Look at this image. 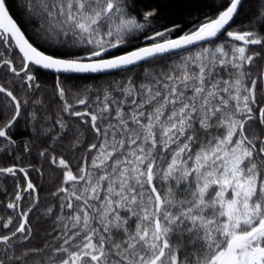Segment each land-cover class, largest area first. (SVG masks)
<instances>
[{"label":"snow or ice","instance_id":"6c2138e0","mask_svg":"<svg viewBox=\"0 0 264 264\" xmlns=\"http://www.w3.org/2000/svg\"><path fill=\"white\" fill-rule=\"evenodd\" d=\"M0 197V264H264V0H0Z\"/></svg>","mask_w":264,"mask_h":264},{"label":"trees","instance_id":"16d2710c","mask_svg":"<svg viewBox=\"0 0 264 264\" xmlns=\"http://www.w3.org/2000/svg\"><path fill=\"white\" fill-rule=\"evenodd\" d=\"M12 12H13L14 18L18 19V21H19V19H20V17H19V13L16 11L15 8L12 9ZM26 35L29 37L30 40H34V37H32V34H31L30 32H27V31H26ZM47 78H48L49 80L52 79L51 76H48ZM46 174H47V173H46ZM3 182L6 183L7 186L9 187V190H11V187H12L13 181L9 178V179H7L6 181H3ZM0 198H2V197H0Z\"/></svg>","mask_w":264,"mask_h":264},{"label":"water","instance_id":"95a60500","mask_svg":"<svg viewBox=\"0 0 264 264\" xmlns=\"http://www.w3.org/2000/svg\"><path fill=\"white\" fill-rule=\"evenodd\" d=\"M82 75H92V74H82Z\"/></svg>","mask_w":264,"mask_h":264}]
</instances>
